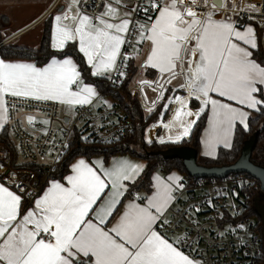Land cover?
Here are the masks:
<instances>
[{
    "label": "snow or ice",
    "instance_id": "6c2138e0",
    "mask_svg": "<svg viewBox=\"0 0 264 264\" xmlns=\"http://www.w3.org/2000/svg\"><path fill=\"white\" fill-rule=\"evenodd\" d=\"M121 6L127 7L120 0H106L103 11L90 16L81 11L80 0H71L66 11L53 17L52 48L61 50L67 42L78 41L91 75L111 80L113 71L118 79L126 74L121 70L130 56L122 52L125 45L135 48L138 59L146 47L140 67L155 70L161 78L153 88L158 99H166L161 118L174 106L170 119L160 121L169 132L167 141L188 137L210 106L201 141L205 155H213L220 145L230 149L237 123L247 130L250 111L264 114V62L253 59L252 50L258 48L254 29L240 30L230 16L216 18L223 6L216 0L211 5L209 0H137L123 14ZM249 8L259 11L254 5ZM178 79L182 83L172 91L186 95L165 97L166 85ZM152 83L140 81L149 87ZM96 95V87L84 83L70 57L53 58L44 67L0 59V129L9 119L6 97L52 101L72 110L91 105ZM192 99L200 102L197 111L189 107ZM158 142L166 141L159 137ZM141 171L126 159H115L107 167L103 161L79 159L70 166L65 184L50 181L23 213L24 196L10 190L5 174L0 181V264H202L184 251L187 237L183 242L180 237L170 239L155 227L169 223L167 209L174 193L184 188L179 175H170L167 182L155 176L151 195L134 193L135 200L108 227L109 217ZM11 179L15 184V177Z\"/></svg>",
    "mask_w": 264,
    "mask_h": 264
},
{
    "label": "built area",
    "instance_id": "2783aa9c",
    "mask_svg": "<svg viewBox=\"0 0 264 264\" xmlns=\"http://www.w3.org/2000/svg\"><path fill=\"white\" fill-rule=\"evenodd\" d=\"M104 2L106 0H80V8L95 16L103 11L101 5ZM59 3L60 0H54L50 8L56 9ZM120 3L134 8L137 0H120ZM222 5L216 18L230 16L241 27L253 25L261 36L264 52V0H222ZM251 5L259 11L249 8ZM10 41L9 38L0 42V48ZM132 49L125 45L122 52L130 53L131 59ZM121 70L125 71V68ZM111 78L107 88L117 87L124 77L118 79L117 72L113 71ZM108 99V94L100 93L97 98L100 107L78 106L72 117L63 119L59 103L6 97L9 110L7 128L15 141L19 163L35 164L43 172L39 176L32 169H15L10 151L0 145V177L4 179L8 174L7 183L17 191L15 184L23 187L25 191H18L19 194L24 196V201L33 202L42 194L58 162L69 151L76 131L80 130L85 138L101 144L114 142L131 131L129 119L118 106L104 105ZM22 113L43 116L48 123L45 127L36 122L26 125ZM39 128L43 131L37 132ZM181 178L184 188L174 193L175 199L166 219L169 223L159 222L157 230L170 239L180 237L182 242L187 237L188 246L184 251L202 264H261L264 258L262 232L257 219L248 214L253 189L259 188L264 195L260 182L246 173H233L223 178H194L182 174ZM132 197H135L134 193Z\"/></svg>",
    "mask_w": 264,
    "mask_h": 264
},
{
    "label": "trees",
    "instance_id": "16d2710c",
    "mask_svg": "<svg viewBox=\"0 0 264 264\" xmlns=\"http://www.w3.org/2000/svg\"><path fill=\"white\" fill-rule=\"evenodd\" d=\"M8 23V18L4 15H0V42L2 41V29L6 27ZM0 56L3 59L10 60H33L38 65L46 64L49 59L54 56H72L78 64L82 79L86 83L94 85L100 93L108 94L109 98L123 111L131 123V131L118 140L106 144L92 142L88 138H86V140L82 139V137H84L83 132L80 130L76 131L71 138L69 151L65 154L63 159L58 162L52 178L57 177L58 179H63V177L69 172L70 164L77 157H87L90 159L96 155H103L106 158H110L117 154H130L145 160L147 166L136 183L130 186L128 195L136 191H144L146 195H149L152 191V175L156 169L163 167L168 172L178 171L181 174L189 175L180 158H165L160 154L161 152L169 149L187 147L196 151L198 165L208 168L226 167L236 163L245 143L254 136H256V146L253 150L251 161L255 165L264 168V114L261 112L253 111L251 113V116L248 119L247 130L241 125L236 126L233 144L230 149L220 147L216 158H207L201 155V135L206 127L207 112L201 114L188 139H183L178 143L166 144H159L156 141H152V143L146 142V130L149 126L160 119L163 102L160 103L152 113L147 114L142 108L137 94L130 89V84L137 73V68L134 65L133 59H128L127 67L125 68L126 74L120 85L107 88L108 79L93 77L91 75L90 68L86 64L82 54L77 50L76 44H68L66 48L60 52H55L51 49L50 27L45 29L42 44L38 50H32L16 45H6L0 48ZM253 58L259 63L264 62V52L262 47L253 52ZM170 94L171 93L168 90L165 97ZM191 105L192 107H195V101H191ZM168 112L164 113V119ZM0 145L6 147L10 151L12 166L15 169H32L41 176L43 171L37 165L32 163H19L18 152L9 134L8 128L0 133ZM255 183H258V181H255ZM257 197L262 198V201L264 202V195L260 192L259 188H254L249 197L251 208L248 214L257 219L259 229L262 232V240L264 242L262 220L254 209V200ZM28 205L29 203L24 201V207ZM261 264H264V258Z\"/></svg>",
    "mask_w": 264,
    "mask_h": 264
},
{
    "label": "crops",
    "instance_id": "0c3cea01",
    "mask_svg": "<svg viewBox=\"0 0 264 264\" xmlns=\"http://www.w3.org/2000/svg\"><path fill=\"white\" fill-rule=\"evenodd\" d=\"M53 1L54 0H22V1H20V0H0V15L6 16L8 18V20H9L8 25L2 29V41L10 38L11 41L7 45H16V46L25 47V48L32 49V50H38L40 48L41 44H42V39H43V35H44V32H45V29L47 27H50V47H51V49L53 51L60 52V51L64 50L68 44H71V43L76 44L77 50L79 51L78 41H75V42L69 41V42H67L65 44V47L63 49H61V50H56V49L52 48V46H51V29H52V24H53V17L55 15L61 13L62 11H66L68 9V5L71 3V0H60V3L58 5V7L56 9H51L50 7H51ZM107 2L108 3H112L113 0H107ZM119 11H120L121 14L126 12V10H124L122 7L119 8ZM247 26H251L254 29V32L256 34L258 48L255 49V50L260 49L262 47L261 46L262 45L261 36L257 35V31H256V29H255V27L253 25H247ZM247 26H245V27H247ZM240 30H243V27H241ZM255 50H252V51L254 52ZM145 51H146V47L142 48V50L140 52V58L138 59V58H136L135 48L133 47V49H132L131 59H133L134 65L137 68V73L134 76V78H133V80H132V82L130 84V89L137 94L142 108L148 114V113H150L148 111L149 107H151L153 109L152 112H154L156 107L160 103H162V102L165 103L166 102V99L165 100L158 99L157 98V93L153 91V88L157 86V83L162 82L159 74L155 70H153L151 68L145 70V69H142L140 67V65L143 63V58H144V52ZM82 56H83V54H82ZM66 57H70L73 60V62L77 65V70L79 71V67H78V64H77L76 60L72 56H66ZM53 58H55L57 60H63L65 57L54 56V57L50 58L49 61L46 64H44V65H38L33 60H24V59H11V60L10 59H4V60L8 61V62L33 63L37 67H44L48 63H50ZM0 59H3V58L0 56ZM84 59L86 61L85 57H84ZM86 64H87V61H86ZM88 67L90 68V72H92L91 67L89 65H88ZM142 79L148 80L149 82H156V83H152L151 87H149L147 85H141L140 81ZM84 83L88 84L85 81H84ZM133 83H134V85H133ZM180 83H182V80L178 79V80L173 81L171 84L166 85V87L169 89V92L171 93L169 96L186 95V93L183 90H178V91H175V92L172 91L173 88L179 89ZM90 85H92V84H90ZM132 85H133L134 89L132 88ZM142 87H143V92L141 91ZM96 92H97V95L93 98V103L91 105H93L95 108H98V107L101 106V103H99V101H97V98L100 95V92H99V90L97 88H96ZM166 92L164 93V95L166 94ZM213 98H217V99L223 100V98L215 97L214 94H213ZM153 101H156L155 105L152 104ZM191 101H195V103H196L195 107H192ZM229 103H233V106H236V105H234V102H229ZM107 104L113 105L114 102L109 98L107 101L104 102V105H107ZM59 105H60V116L63 119H68L69 117H72L74 112H75V110H76V108L79 106V105H76V106L73 107L72 110H69L65 105H61V104H59ZM173 107H174L173 105L169 106V112L166 115L165 119H164V117H162V118L160 117V119L158 121H156L155 123H153L151 126H149L147 128L146 133H145L146 142L148 140H151V141H157V143H159L158 142V138L159 137H164L165 141H166L164 144L172 143V142H168L167 141V136L169 135V132H168L167 129H165L162 126L160 121L162 119L163 122L166 123L170 119L171 110H172ZM189 107L193 111H197L199 109V107H200V102L195 100V99H192L189 102ZM205 112H207V123H206V127L204 128V130L202 132L201 141L203 139H205V136H206V130L208 128V116L210 114V106H209V109L205 110ZM252 112L253 111H250V116H251ZM28 117H32L31 122H36L38 124H41L43 127H45L47 125V123H48L47 119L45 117H43V116H38V115H35V114H32V113H22L21 114V118L26 123V125H29V123H30L29 120H28ZM237 125H239V123H237ZM194 126L195 125H193V128H194ZM193 128H192V130H193ZM5 129H7V123L5 124L4 128L0 129V133H2ZM192 130L190 131V134H191ZM36 131L37 132H42L43 129L39 128ZM234 133H235V129H234L233 135H232V144H233ZM190 134H189V136H190ZM189 136L185 137L183 139H188ZM220 147H223V146L222 145L218 146L216 148V150H215V153L213 155H205V147L201 143V155H203L204 157H207V158H216V156L218 154V150H219ZM79 159H85L86 162H89V163H91L92 161H97V160L103 161L104 164H105V167L109 166L111 164V162L113 160H115V159H126V160H128V161H130V162H132L134 164H138V165H140L142 167V171L139 174V176L136 178V181L141 176V174L143 173V171L145 170V168L147 166V162L145 160H143L142 158H138V157L132 156L130 154H117V155L111 156L110 158H106L103 155H96V156H94V157H92L90 159L87 158V157H77V158H75L72 161L70 166L72 164H74ZM69 174H71L70 173V167H69V172L63 177V179H58L57 177L56 178L54 177L50 181H57V182H60L62 184H65L66 183L65 182V177L67 175H69ZM170 175H179L180 177L182 176V174L180 172H178V171H169L168 172L163 167H160V168L156 169V171L153 173L152 179H151V188H152L151 193L154 191L152 185L154 183L153 178L155 176H159L162 180L167 182V179H168V177ZM2 180H3V178L0 177V181H2ZM50 181L48 182V184L44 188L43 192L48 187H50ZM7 186L10 187V190H12L14 192H17V194H19V192L12 185L7 183ZM137 192L142 197L146 196L144 191H136V192H133V193H137ZM128 193H125V195L123 197H121V202L116 206V209L113 212V215L111 217H109L108 227H111L112 224H114L116 222V220L118 219L119 215L125 210V205L129 201H134L135 200V197H132V194L128 195ZM151 193L149 195H151ZM135 202L140 203V201H135ZM32 203L33 202L29 203L28 206L24 207V201H22L23 207L21 209V212L23 213L27 208L31 207ZM172 203H173V201L170 203L169 208L171 207ZM169 208L167 209V213H166L165 219H167L168 216H169V212H168ZM156 230H157V228H156Z\"/></svg>",
    "mask_w": 264,
    "mask_h": 264
},
{
    "label": "water",
    "instance_id": "95a60500",
    "mask_svg": "<svg viewBox=\"0 0 264 264\" xmlns=\"http://www.w3.org/2000/svg\"><path fill=\"white\" fill-rule=\"evenodd\" d=\"M216 2L222 4V0H216ZM255 146L256 136L245 143L236 163L226 167L208 168L198 165L196 151L187 147L169 149L160 154L165 158H180L189 175L194 178H223L233 173H246L260 182L261 191L264 193V168L251 161ZM254 209L262 220L264 237V203H262V198H255Z\"/></svg>",
    "mask_w": 264,
    "mask_h": 264
},
{
    "label": "rangeland",
    "instance_id": "374dc122",
    "mask_svg": "<svg viewBox=\"0 0 264 264\" xmlns=\"http://www.w3.org/2000/svg\"><path fill=\"white\" fill-rule=\"evenodd\" d=\"M20 1H22V0H20ZM124 10H126V12L127 11H129V9L130 8H127V7H124V6H121ZM248 25H251V24H248ZM256 29V28H255ZM257 31V30H256ZM257 35L258 36H260L259 34H258V31H257ZM133 85H134V83H133ZM133 85H132V88H133ZM134 89V88H133ZM111 102V101H110ZM109 105H111V104H107V106H109ZM12 138V137H11ZM12 141H13V143H15V141H14V139L12 138Z\"/></svg>",
    "mask_w": 264,
    "mask_h": 264
}]
</instances>
